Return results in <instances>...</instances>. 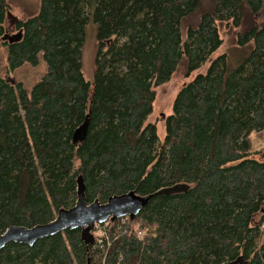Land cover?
Instances as JSON below:
<instances>
[{
  "label": "trees",
  "instance_id": "1",
  "mask_svg": "<svg viewBox=\"0 0 264 264\" xmlns=\"http://www.w3.org/2000/svg\"><path fill=\"white\" fill-rule=\"evenodd\" d=\"M89 1L41 0L11 40L0 0L7 71L41 57L47 68L30 91L0 76V235L74 208L79 177L88 204L151 198L129 225H103L104 239L96 228L89 247L71 229L11 243L0 264H264V159L252 144L264 133V0H210L202 13L200 0H97L92 82L82 71ZM219 23L241 29L251 52L237 68L221 55L181 88L160 145L148 123L155 89L221 48Z\"/></svg>",
  "mask_w": 264,
  "mask_h": 264
},
{
  "label": "rangeland",
  "instance_id": "2",
  "mask_svg": "<svg viewBox=\"0 0 264 264\" xmlns=\"http://www.w3.org/2000/svg\"><path fill=\"white\" fill-rule=\"evenodd\" d=\"M97 0H90V19L86 27V39L83 47L82 58V71L87 81L92 82L95 74L96 58L99 51L98 44V26L94 21V11ZM199 12L202 13L208 9L210 0H200ZM10 12L21 20H27L31 17L37 16L40 12L41 0H8ZM196 24L199 22V17H195ZM264 21V13L259 17V23ZM15 22L13 19H8L7 35H17L18 33L14 29ZM189 24L186 23L183 26V36L186 39L187 29ZM220 34L223 39V45L218 49L203 66L198 70L185 76L186 63L182 62L179 70L173 76V78L166 84H163L155 89L156 100L154 102V109L152 115L148 118V123H154L157 125L158 137L160 145L165 142L166 139V120L173 112V104L177 97V94L181 88L191 82L198 74H205L209 69L212 61L216 60L221 55H227L228 64L230 68H237L240 66L249 56L252 44L246 47H240L238 45V33L241 29L230 27V24H220ZM3 38H0V76L5 77L13 85L22 84L28 91L38 83L46 73V65L40 58V64L37 67L25 65L15 72L9 73L7 71V57L8 50L3 46ZM253 152L258 159H264V133L262 136L257 134L252 135Z\"/></svg>",
  "mask_w": 264,
  "mask_h": 264
},
{
  "label": "water",
  "instance_id": "3",
  "mask_svg": "<svg viewBox=\"0 0 264 264\" xmlns=\"http://www.w3.org/2000/svg\"><path fill=\"white\" fill-rule=\"evenodd\" d=\"M8 19H13L15 23L19 22V19L11 12H8ZM18 37H20V33L11 37L6 34L7 39L16 40ZM84 133L85 128L80 131V142L83 141ZM150 198L141 197L135 192H130L125 195L111 197L106 204H101L99 201L88 204L83 179L79 177L78 201L74 208L67 211L61 210L56 220L48 225L36 226L32 229L24 227L9 228L4 234L0 235V252L11 243L34 246L40 240L57 236L71 229H82V239L89 247L95 243L94 230L96 224L114 222L127 216L131 220H135L141 209L148 204Z\"/></svg>",
  "mask_w": 264,
  "mask_h": 264
},
{
  "label": "built area",
  "instance_id": "4",
  "mask_svg": "<svg viewBox=\"0 0 264 264\" xmlns=\"http://www.w3.org/2000/svg\"><path fill=\"white\" fill-rule=\"evenodd\" d=\"M130 218L129 217H123L119 220L120 224H124V225H129L130 223ZM108 225V224H107ZM97 228V233H98V236H99V239H104L106 236H107V233L105 231L106 229V226L103 227V225H97L96 226ZM100 243V242H99Z\"/></svg>",
  "mask_w": 264,
  "mask_h": 264
},
{
  "label": "bare ground",
  "instance_id": "5",
  "mask_svg": "<svg viewBox=\"0 0 264 264\" xmlns=\"http://www.w3.org/2000/svg\"><path fill=\"white\" fill-rule=\"evenodd\" d=\"M100 242H103V241H100Z\"/></svg>",
  "mask_w": 264,
  "mask_h": 264
}]
</instances>
